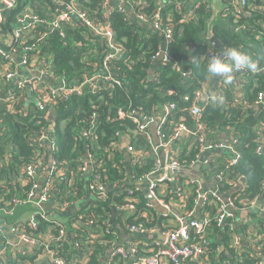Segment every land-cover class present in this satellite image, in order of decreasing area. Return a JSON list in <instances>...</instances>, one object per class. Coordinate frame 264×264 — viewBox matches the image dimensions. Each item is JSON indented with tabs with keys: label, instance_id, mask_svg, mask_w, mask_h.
Wrapping results in <instances>:
<instances>
[{
	"label": "trees",
	"instance_id": "trees-1",
	"mask_svg": "<svg viewBox=\"0 0 264 264\" xmlns=\"http://www.w3.org/2000/svg\"><path fill=\"white\" fill-rule=\"evenodd\" d=\"M133 1L136 8L143 7V11L150 17L155 11L161 13L162 27L172 30V39L165 43V47L162 46L160 35L133 15H124L117 11L105 13L102 0H79L92 18L101 23H110L118 43L125 49L123 58L113 63L114 73L123 83L102 89V98L99 99L98 95L89 91L83 95L73 93L66 98L56 96L54 102L48 100L50 112L36 119L37 112L25 117L16 103L3 99L6 97L7 85L0 81V223L16 225L31 222L27 219H16L14 214L21 204H31V188L34 184L40 185L38 176L52 160L57 169L43 182V186L46 187L51 180L54 181L50 186L54 202H60L66 196L69 197L68 201L76 202L86 198L92 176L86 178L82 158L89 152L100 181L107 184L106 196H101L97 190L93 191L92 204L77 208L63 219L60 216L46 218L38 208H35L34 216L42 230L47 225L59 222L70 227L81 221L80 228L69 241L52 242V245L59 248L65 258L72 259L77 250L71 241H87L84 245L90 248L89 256L83 264H105L108 244L121 236L117 228L119 223L123 224L124 230V223L160 229L174 226L172 216H164L149 205L150 199L146 190L137 184L138 178L156 169L154 160L142 155L126 167L121 139L127 137L129 144L147 155L150 146L131 116L145 120L165 111L171 104H175L176 108L167 113L168 124L162 128L165 137L172 135L174 126L179 123L194 129L196 120L192 117L183 118L184 110L198 104L195 101L196 91L202 88L208 90L214 77L207 70L211 59L218 54L217 48L205 34L208 21L212 17L209 0H198L194 5H189L190 0H180L188 6L184 10L176 7L175 0H146V4L142 5H139V0ZM160 1L163 5L158 4ZM248 1L250 5L247 9L251 15L235 16L231 9L232 4L234 8L236 0H224L228 8L223 12L226 13L223 17L224 24H213L212 32L225 49L236 48L249 55L260 70L238 71L237 81L242 98H238V91L232 81L229 83L225 77L219 76L212 93L220 89L223 103L217 104L210 98L199 101V121L216 130H231L236 136L234 147L241 154V158L236 165H231L230 157L226 155L214 158L216 160L211 169L203 166L200 172L207 179L222 176L223 179L218 182L222 193L233 188L234 182L243 177V189L233 193L232 197L237 198L236 202H239L240 197L258 199L264 205V147L257 151L258 147L264 145V107L258 108L255 104L259 95L264 93V0ZM60 5L64 6L63 3ZM58 6L51 0H18L16 9L6 16L1 25V33L9 31L18 13L25 8L40 17L52 19L58 12ZM189 9L194 14L186 18L185 14ZM44 31L47 35L42 37L41 33ZM24 42L23 44L36 45V54L51 62L50 69L65 81L66 86H78L86 76H92L101 70L105 44L98 37L88 34L86 27L78 21L63 22L57 31L38 26L33 37L26 38ZM162 49L170 56V60L154 58ZM5 62L6 57L0 56V67ZM176 65L191 73L187 76L182 74L175 69ZM153 67L157 69L153 71ZM88 128L94 129V138L84 137ZM32 131L48 133L52 144L51 152L29 142L28 136ZM195 155L194 146L190 151L181 153L180 159L187 165L195 159ZM28 165L36 167L35 177L26 173L25 168ZM60 173L64 179L58 182ZM115 184L118 193L110 189ZM163 194L165 193H161L158 188V197L168 201L170 196ZM194 198L195 195H190L183 199L186 208L181 210L185 215L189 211L195 212ZM127 204L134 206V212L124 209L116 216V207ZM201 211L208 212L213 218L216 206L208 204ZM105 223H110L118 234L107 232ZM255 224L263 237L264 248V215L258 217ZM219 228L212 221L207 236L202 237L200 233L191 232L192 242L206 241L204 245L212 264H255L258 261L251 249L238 251L228 232L223 236V241L229 253H219L215 241ZM85 230H92L93 236L86 239ZM14 246L0 227V264H50L47 260L34 258L26 262V256L18 255ZM125 261L121 258L115 264H124Z\"/></svg>",
	"mask_w": 264,
	"mask_h": 264
},
{
	"label": "built area",
	"instance_id": "built-area-1",
	"mask_svg": "<svg viewBox=\"0 0 264 264\" xmlns=\"http://www.w3.org/2000/svg\"><path fill=\"white\" fill-rule=\"evenodd\" d=\"M54 5L58 6V12L52 19H47L34 14L30 9L25 8L18 13L14 23L13 29L10 27L12 42L10 45H4L0 42V56L6 57L5 62L0 67V81L7 85V90L3 99L11 100L20 107V111L25 117L36 113V119H40L44 114H48L50 109L48 108L49 101L54 102V98L68 97L69 95L76 93L83 95L87 91L98 95V98H102V89L113 87L114 84H122L123 81L118 75H115V69H113V63L123 58L125 49L120 45L115 37L109 22H98L92 18L90 14L83 8L79 0H51ZM176 1V7L179 10L188 8L185 3L180 0ZM198 0H190L189 5H194ZM63 3L64 6H61ZM103 8L105 13H112L117 11L124 15L131 14L143 24H148L153 27L157 32L163 34L165 43L171 41L172 30L170 28H163L161 25V13L155 11L150 17L143 7L136 8V4L133 0H102ZM146 4V0H139V5ZM159 5H163V2H159ZM209 4V2H208ZM18 0H0V27L5 22L6 16L13 10L16 9ZM248 0H236V3L231 12L233 15L238 16L244 14L250 16L251 12L247 9L249 7ZM228 9L226 6L224 10ZM223 10V12H224ZM222 12V18L225 14ZM194 14L192 9L186 12V18L191 17ZM78 21L88 30V34L98 37L105 44V52L101 61V70L96 72L92 76H86L82 83L78 86L69 87L66 86L65 81L59 77L51 68V62L36 54L37 48L35 44L27 45L24 40L28 37H33V34L38 26H43L48 30L57 31L60 30V26L63 22H74ZM2 30L0 34L2 35ZM159 33V34H160ZM47 32L41 33L42 37H45ZM61 35L63 33L61 32ZM10 40V38H9ZM4 45V46H3ZM163 52L162 60H170V56L165 53L162 49L156 54L154 58H159L160 53ZM219 54V52H218ZM217 54V56H218ZM216 57V56H215ZM226 60V59H225ZM157 67H153V71ZM175 69L184 75H189L191 71L184 70L180 66L176 65ZM20 70L28 72V76L23 78H17ZM246 70V69H242ZM257 69L255 72L259 71ZM240 71V70H239ZM235 72V71H233ZM51 79L56 81V84L51 82ZM16 80V84L14 81ZM208 84V83H207ZM30 87L34 92V102L31 106L25 108V93L24 90ZM212 95L219 97L222 96L220 89L213 93H208L207 89H199L195 93V105L187 110H184L185 117H192L196 120V127L190 128L184 123H179L174 126V132L169 137H165L162 133V128L168 124V114L176 108L175 104H171L165 111L155 114L151 117L144 119L138 116L132 115L134 123L138 125V130L141 132L145 140L150 146L148 154H143L137 151L136 147L121 142V148L124 150V155H127L128 164L139 158V156L145 155L151 157L154 160L156 169L153 172H149L144 176L138 178L137 184L140 188L146 190L149 196V205L155 207L164 216H172L174 226L171 228L160 229L156 228H145L137 225L125 224L126 230L123 229V224L119 223L117 228L119 229L121 236L119 239H114L109 245V251L104 257L105 264H115L118 259H125L124 264H212L211 260L207 256L206 241L192 242L191 232L195 231L200 233L202 237L207 236L210 233V227L212 221H215L219 228V233L215 234L217 237L219 234L226 230L233 239V244L238 251H245L251 249L254 252V257L258 259L255 264H264V248L262 245L263 237L260 235L258 229L253 233L247 235L240 234V231L235 227L234 212L241 214H248L250 210L256 209L264 215V205L258 202V199L248 200L246 198H239V202H236V197L223 198L221 189L218 185L217 188L205 190L199 177L184 179V171L191 169L201 162L208 170L211 169V165L214 162V157L209 153L216 150L229 151L231 155L229 163L236 165L241 158V154L238 153L234 147L236 137L231 141L221 140L211 134L213 128L208 127L203 122L199 121L201 114V107L199 101L204 98H210ZM212 100V99H211ZM213 101V100H212ZM21 104V105H20ZM257 107H264V93L259 95L258 101L255 103ZM156 124L155 132L152 130V126ZM216 130V129H215ZM182 133L188 134L192 140V143L186 147V149H177L175 142L180 139ZM84 137L90 139L95 137L94 129L88 128L84 133ZM28 140L30 143L42 147L47 150V145H51L50 137L46 131H32ZM196 147L195 159L191 160L189 164H184L180 155L185 150H191ZM264 145L257 148V151H261ZM203 158V159H202ZM85 164L84 169L86 173L89 172V177L92 176V183L89 185L88 196L92 198L91 201H68L66 196L60 202H54L50 186L54 183L51 180L46 187L43 186V182L48 180L52 172L57 169L56 163L52 160L46 165L38 176L40 179V185L34 184L29 194V202L40 206L45 202H52L55 211H40L44 217H53L64 213L67 209L76 207L80 208L86 204H92L94 199L93 191L97 190L101 196H106L107 184L100 181V176L97 173V169L94 166L93 159L89 152L82 158ZM125 161V157H124ZM95 168V169H94ZM26 173L29 176L35 177L37 175L36 167L28 165L25 168ZM49 171L48 177L41 182V176ZM61 175V173H60ZM63 174L58 180H63ZM216 179L222 180V176L216 177ZM241 182L244 187L243 177L236 183ZM26 183V180H24ZM193 186V190L190 194H186V185ZM233 185V186H234ZM264 186V182H263ZM161 193H165L170 196L168 201L161 199L157 195V189ZM111 190H116L118 193L117 184L113 185ZM163 194V195H165ZM190 195H195V206L196 210L189 211L187 215L183 213L186 208V204L183 199ZM179 202V208H177L176 202ZM28 202V201H27ZM240 205H237V204ZM208 204L216 206V214L213 218L209 216L208 212L201 211L202 207ZM160 208V209H159ZM130 210L134 212V206L127 204L125 206L118 205L116 207L115 215H120L121 210ZM198 209V210H197ZM74 211V212H75ZM73 212V213H74ZM35 216V215H34ZM34 216L28 220L30 223H18L16 225H7L0 223V227L7 233L11 245H15L14 251L18 255H25L26 262L30 258L36 260H47L50 264H83L88 256L89 249L85 247L83 239H77L71 241L72 246L77 250L73 253L72 259L65 258L64 254L57 247L52 245V242L63 241L67 242L71 236L80 228V222L77 221L74 225L66 227L64 223L59 222L51 225H47L44 230L41 229L40 224L34 220ZM249 219H247L248 221ZM253 222V220H251ZM106 231L117 235L118 231L112 229L110 223H105ZM256 226V224H255ZM230 231H228V229ZM92 230H85V238H91L93 236ZM130 234V238L123 240L122 234ZM146 235H159L160 240L147 241L144 240ZM91 240H88V242ZM20 249H19V247ZM141 246V248H139ZM132 257L134 259L132 260ZM131 259V262H130Z\"/></svg>",
	"mask_w": 264,
	"mask_h": 264
},
{
	"label": "crops",
	"instance_id": "crops-1",
	"mask_svg": "<svg viewBox=\"0 0 264 264\" xmlns=\"http://www.w3.org/2000/svg\"><path fill=\"white\" fill-rule=\"evenodd\" d=\"M13 26L14 25L11 24V28L12 29H13ZM151 28H153V27H151ZM157 33L159 34L160 32H157ZM159 35L162 38L161 39L162 40V46L165 47V40L163 38V34L160 33ZM9 38H10V40H9ZM12 39L13 38L11 36L10 29H9L8 32H6V33L4 32V33H2V35L0 34V42L2 44H4V45H10L11 42H12ZM218 56H219V54H218ZM221 58L224 59V60L226 59L225 57H221ZM161 59L157 58V60H161ZM235 72L238 73V71H235ZM28 75L29 74H28L27 71L20 70L19 76L17 78H23V76H28ZM217 79H219V76H214L213 79L211 80L210 86H209V88L207 90L208 93L211 94L212 91L214 90V86H215L214 83L217 82L216 81ZM235 79H236V81L238 80L237 75H236ZM231 81L233 82L232 79H231ZM51 82L56 84V81L53 80V79H51ZM14 83L16 84V80L14 81ZM24 93H25L24 105H25V108H26L27 106H31L33 104L35 98H34V92L29 86L24 90ZM241 94H242V92H241ZM238 98H242V97L238 96ZM206 99L207 98L205 97L204 100H206ZM201 101H203V100H201ZM155 127H156V124L152 126V130L154 132H155ZM211 134L213 136H215V137H217V138H219L221 140H225V141H231V140H233L236 137L234 135V133L231 130H229V129L228 130L227 129H223V130H215V129H213ZM127 141H128L127 137H125V136L122 137L121 142L123 144H126ZM190 143H192V140L189 137V135L188 134L186 135L185 133H182L180 135V139H178L175 142L174 145H175V147L177 149H186V147H188V145H190ZM47 151L51 152V145H47ZM209 154L212 157H214V158H222L224 155H226L227 157H231V155L229 154V151H226V149L220 150V151H212ZM124 157H125V165H126V167H128V165H129L128 162H130V160L128 161L127 155H124ZM203 166L204 165L201 163V165H200V167L198 169L194 166L193 168L187 169L186 171H184V173H182L185 176L184 179L187 180V178H191V177L193 178V176L194 177H199L200 181L203 184V188L205 190L217 188L219 181L216 178L207 179L206 176L202 175V173L200 172V170H201V168ZM48 175H49V171L44 173L41 176V182H43V180H45L48 177ZM87 176L89 177V172L86 173V177ZM241 186H242L241 182L236 183V185H234L233 188H231L230 190L222 193L223 198L227 199L228 197L232 196L233 193L237 192L239 190V188H241ZM192 190H193V186L188 183V185H186V194H190V192ZM91 200H92V198L87 195L86 198L83 200V202H88V201H91ZM179 202L180 201L176 202L175 206L177 208H179ZM25 205H31L32 207L37 208V205H35V204H21L19 207H22V206H25ZM75 208L76 207L69 208L64 213L58 214L57 216H60L63 219L66 216L71 215L75 211ZM38 210H40V211H42V210L43 211H48V212L52 213L53 211H55V208L53 206V203L48 201V202H45V203L41 204L40 206L38 205ZM34 215L35 214H33L31 217H33ZM54 216H56V215H54ZM260 216H261V213H259V211L256 210V209L250 210V212L248 214H241V213L234 212L235 226L237 227V230L240 231V234H242V235H247L248 233H253V231H256L255 220L258 219V217H260ZM31 217L27 218V220L30 219ZM254 218H255V220H254ZM247 219H249V220L247 221ZM24 220H26V219H24ZM251 220H253V222ZM225 233H226V230L224 229V231L221 233L222 235L219 234L217 237H215V241L218 244V252L219 253H221V252L229 253V250H228V248L226 247V245H225V243L223 241V236L225 235ZM130 237L131 236L128 233H123L122 234V239L123 240H126V239H128ZM143 239L147 240V241L160 240V236L159 235H153V236L146 235V236H144ZM130 262H131V259H130Z\"/></svg>",
	"mask_w": 264,
	"mask_h": 264
},
{
	"label": "clouds",
	"instance_id": "clouds-1",
	"mask_svg": "<svg viewBox=\"0 0 264 264\" xmlns=\"http://www.w3.org/2000/svg\"><path fill=\"white\" fill-rule=\"evenodd\" d=\"M223 56L227 62L221 57H213L208 64V72L213 76H223L230 83L231 73L247 69L251 72L257 70V63L247 54L239 51L236 48L227 49L224 51ZM211 99L217 103H223V97L212 95Z\"/></svg>",
	"mask_w": 264,
	"mask_h": 264
},
{
	"label": "water",
	"instance_id": "water-1",
	"mask_svg": "<svg viewBox=\"0 0 264 264\" xmlns=\"http://www.w3.org/2000/svg\"><path fill=\"white\" fill-rule=\"evenodd\" d=\"M209 6L212 9V17L208 21L207 30H206L205 34L210 39L211 43L217 48V50L219 52V56L224 57L223 53L226 49L223 47V45L218 41L216 36L213 34L212 25L215 23L224 24V19L222 18L221 15H222V12H223L226 4L224 3V0H209ZM162 57H163V52L160 53L159 58L161 59ZM236 75H237V72H232L231 73V79L233 80V83L236 86V90L239 92L238 96L241 97L242 94L240 92V86L235 79ZM216 151H220V150H216ZM200 165H201V162H198V164L196 165V168L198 169L200 167ZM133 259H134V257H132V260Z\"/></svg>",
	"mask_w": 264,
	"mask_h": 264
},
{
	"label": "rangeland",
	"instance_id": "rangeland-1",
	"mask_svg": "<svg viewBox=\"0 0 264 264\" xmlns=\"http://www.w3.org/2000/svg\"><path fill=\"white\" fill-rule=\"evenodd\" d=\"M36 209L32 207L31 205H25L22 207H19L17 211L14 214V217L16 219H27L31 217L33 214H35Z\"/></svg>",
	"mask_w": 264,
	"mask_h": 264
}]
</instances>
